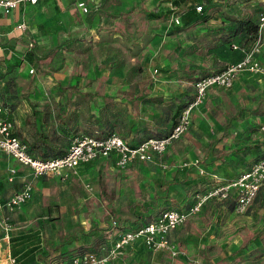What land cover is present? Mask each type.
<instances>
[{"label":"crops","instance_id":"0c3cea01","mask_svg":"<svg viewBox=\"0 0 264 264\" xmlns=\"http://www.w3.org/2000/svg\"><path fill=\"white\" fill-rule=\"evenodd\" d=\"M77 1L79 0H39L35 6L22 5L12 13L9 24H6L5 18H0V36L3 35L5 41L20 38L25 43L26 38H30L36 42L39 50L45 47L55 48L84 28L86 17L77 9L75 4ZM187 4L189 2L181 5L175 13ZM171 9L172 7H169L164 10ZM22 22L27 23L28 29L24 32L17 31L16 25ZM92 23H95L94 20ZM171 33V27L155 32L150 45L152 54L147 52L141 56L144 68L150 63L157 67L154 69L157 71V77L151 75L147 78L144 72L137 78L136 84H139L137 93L133 96L129 94L119 97L122 100L139 98L129 100L133 107L127 118L119 119L112 116L106 120L118 124L112 129L130 145H137L148 137L166 136L171 130L176 110L194 98L196 79L217 73L210 69L212 52H207L206 56L194 54L185 57H181L179 52H173V45L176 43H172ZM262 39L260 59L264 62V32ZM223 54L225 55L219 59L228 63L238 62L243 58L240 52L223 51ZM110 81L114 86L122 88L129 83V79L122 74L110 75ZM148 82H151V89L144 90ZM122 90L127 92L126 89ZM17 112L18 107L12 112L14 133L20 134V139L28 146L32 145L34 137L27 123L30 116L27 117L26 111H23L21 114L23 117H19ZM39 114L37 113L36 117ZM36 122L40 131L39 127L43 122L40 124L38 118ZM24 127L28 130V136L22 132ZM262 127H264V74L243 72L238 75L231 89L216 87L208 89L202 104L191 112L187 132L172 142L164 154L145 162L162 175L148 187L152 205L143 207V202L138 204L139 208L142 207L146 211L145 218L138 217V225L146 224L150 217L156 218L162 211L167 210L163 208L171 203L175 209L170 210L185 211L186 209H181L191 206L196 194H204L212 186L234 181L255 162L263 159L264 132L260 130ZM32 154L35 155L34 152ZM98 161H108L117 168L111 159H98L92 163ZM90 164L77 168L74 173L64 172L55 176L64 181L69 175L84 172ZM145 164L139 162L125 169H117L130 174L132 167ZM29 174L27 169L20 167L11 158L1 156L0 198L5 200L11 197L28 181L32 183L35 191L37 185L52 177L34 180L28 178ZM231 193L235 196V191H230ZM107 206L110 208V205ZM23 208L24 206L10 215L12 232L9 236L5 237L0 231L1 250L8 254L10 251L14 252L18 264H64L65 258L69 256L72 258L77 253L93 252L99 243L101 245L112 243L118 236L112 238L107 230H98L101 232L96 234L90 229L88 231L74 229L76 231L73 233L80 240L78 244L73 242L76 247L70 248L71 243L63 246L59 253L50 255L44 245L52 241L56 247L63 237L50 238L42 233L35 234V231H32L34 228L31 220L25 218ZM234 208L235 200L229 203L219 200L207 201L199 214L190 217L184 225L170 233L169 239L179 252L176 257L167 252L148 250L140 243H134L112 264H223L225 247L228 242V247L236 244L238 238L232 237V234L237 231L240 220L244 217L237 215ZM253 210L252 206L249 211ZM100 234L106 235L101 237Z\"/></svg>","mask_w":264,"mask_h":264},{"label":"rangeland","instance_id":"374dc122","mask_svg":"<svg viewBox=\"0 0 264 264\" xmlns=\"http://www.w3.org/2000/svg\"><path fill=\"white\" fill-rule=\"evenodd\" d=\"M171 1L112 0L107 3L110 4L107 8L96 14L93 28H89L85 20L83 29L52 49L45 47L39 50L35 41L26 38L25 44L29 48L36 46V55L44 57L38 69L24 63V51L14 41L0 46V74L3 77L0 81L13 80L21 97L17 106L19 117L23 111H26L27 117L33 109L39 111L41 114L36 118L40 124L43 122L39 127L42 135L48 137L54 147L67 148L73 140V132L76 136L95 133L100 131L98 121L112 116L127 118L133 105L119 97L135 95L139 85L136 84L137 78L144 72L147 78L158 75L153 74L157 68L153 63L146 68L142 63L145 53L152 54L150 45L154 33L171 27L172 43L185 40V31L178 33L172 28L175 16L198 5L203 6L204 14L210 17L205 27L221 23L225 16L232 18L241 14L236 0H213L214 5L210 8H205L202 0H189V4L166 20H149L144 16L143 11L165 13V8L172 7ZM251 2V5H260L264 11V0ZM245 9L248 12L252 10L249 5H245ZM12 15H1L0 12V18L7 20L6 24H9ZM192 26L191 31H196L198 27ZM205 32V29L201 30V33ZM4 42L2 35L0 43ZM221 50L228 52V48ZM12 64L15 66L10 68ZM112 74L128 77L129 83L125 88L114 86L110 81ZM133 83L135 85L132 86ZM3 87L0 84V89ZM175 87L176 84L173 90ZM58 108L61 112L59 116ZM59 123L67 126L65 132L59 130ZM27 131L26 127L22 130L25 136H28ZM130 171L129 174L108 161H98L87 166L84 172L69 175L64 181L52 176L37 185L32 199L23 208L25 218L31 220L35 234L42 233L50 238L64 237L77 229L88 231L93 226L106 228L112 238L124 230H133L139 226L138 217H146V211L138 207L139 202H143V207L152 205L148 187L162 174L146 164L132 167ZM28 178L33 179L30 174ZM260 188L253 204L243 215L247 218L242 217L237 231L232 234V237L238 238L236 244L228 247V242L225 247L223 264H264V185ZM252 206L254 210L250 212ZM165 208L175 209L173 203ZM93 232L97 234L101 231ZM100 235L104 237L106 234ZM100 246L101 243L95 251ZM75 247L73 243L70 245V248ZM68 259L70 256L64 260Z\"/></svg>","mask_w":264,"mask_h":264},{"label":"built area","instance_id":"2783aa9c","mask_svg":"<svg viewBox=\"0 0 264 264\" xmlns=\"http://www.w3.org/2000/svg\"><path fill=\"white\" fill-rule=\"evenodd\" d=\"M38 2L39 0H0V12L3 15H10L22 5L35 6ZM99 2L79 0L75 4L84 17L91 10L90 5L97 8ZM196 10L200 12L201 8L198 6ZM174 22L179 24V19L175 18ZM258 26V38L249 50L232 46L233 50H238L243 54L240 61L228 64L221 72L209 74L195 81L193 101L182 111L178 122L166 136L150 137L137 145H130L115 133L106 137H98V132L94 131L92 135H80L74 138L66 153L61 157L51 159L36 157L30 152L29 146L14 135L15 123L12 113L4 105L0 90V157L4 155L14 160L20 167L27 169L34 180L62 175L64 172L74 173L77 168L98 159H111L119 169H125L134 163L145 164V162L152 161L153 158L164 154L172 142L187 132L190 127L191 112L202 104L208 89L212 87L231 89L238 75L243 72L264 74V62L260 59L264 12L258 17ZM15 29L24 32L28 29V25L22 22L16 25ZM154 73L157 71L154 70ZM260 130L264 132V127ZM263 185L264 158L255 162L249 170L234 181L225 185L212 186L204 194H196L194 202L185 211H162L154 220L136 229L124 230L112 243L100 246L97 251L77 253L64 264H112L122 256L124 250L134 243H140L148 250L167 252L172 257H176L179 252L169 239L170 233L184 225L190 217L199 214L207 201L226 202L230 191H235L234 212L242 216L253 204ZM89 189L92 190V188ZM33 192V185L28 181L11 197L5 200L0 198V231L5 237L12 232L10 215L25 206L32 199ZM0 264H17V262L0 247Z\"/></svg>","mask_w":264,"mask_h":264},{"label":"trees","instance_id":"16d2710c","mask_svg":"<svg viewBox=\"0 0 264 264\" xmlns=\"http://www.w3.org/2000/svg\"><path fill=\"white\" fill-rule=\"evenodd\" d=\"M112 0H101L99 2V6L95 8L93 5H90L91 10L89 13L85 16L86 22L88 23V27H93V20L96 18V14L102 12L104 8H107L110 4H107L111 2ZM213 0H202L205 4V8H210L212 5ZM188 0H172L171 5L172 9L165 11V13H151L148 11H143V14L146 18L149 20H166L169 17H172L175 15V10L178 9L181 5L188 3ZM106 3V4H105ZM236 3L240 5V15H234L232 18L224 17L221 23L207 25L204 27V25L208 22L210 17L208 15L204 14L203 6L198 5L201 8V11L203 13H199L196 8H191L188 10H185L180 15L175 16L179 19V24H175L174 19L172 20V28L174 32L182 33L186 32L185 40L182 43H176L173 45V52H179L181 54V57L189 56V55H202L206 56L207 52H212L210 54L211 59V70H215V72H221L223 71L226 66L230 63L224 60H220L223 54V51L221 49L228 48V51L230 52H240L238 50H233L232 46L235 45L241 49H245L246 51L250 49V47L256 42L258 38L259 33V26H258V17L262 11L260 8V5H251V0H236ZM245 5H249V7L252 9L250 12L246 11ZM200 11V12H201ZM204 14V15H203ZM221 16V15H220ZM195 23V24H194ZM198 27L195 31H191L193 26ZM192 26V27H191ZM202 28V29H199ZM205 29V33H201V30ZM193 32H195L193 34ZM15 43H17L20 47L23 49V61L26 62L29 66L32 68L38 69L41 62L43 61L44 57H39L36 55V46H31L30 48L25 44V42L20 39L16 38L13 39ZM10 42L5 41L4 43H0V46L2 45H9ZM241 53V52H240ZM228 55V54H227ZM220 58V59H219ZM5 63H9L8 61H5ZM8 66V65H7ZM15 66V64L10 65V68ZM204 77V76H203ZM201 78V77H199ZM197 78V79H199ZM0 79H3L2 73L0 74ZM129 78L127 77V80ZM196 79V80H197ZM0 84H3L4 87L1 90L2 98L4 105L9 109V111L12 113L15 108L20 104V96L15 89V85L13 83V80L5 81V83H2L0 81ZM151 82H148L147 85H145L144 90H150L151 89ZM88 95V94H87ZM139 98L136 97L134 99L129 98V100H138ZM193 101V98L188 101L187 104L181 105L175 112L172 118V124L171 129L175 126V124L178 122V119L182 113V111L186 108V106ZM58 116L61 114L60 109H57ZM40 113L39 111H35L33 109L32 114L30 115L29 120L27 123L30 125L32 129V134L34 137V141L32 145H29L30 152H34L36 157H39L41 159H51L56 157L63 156L69 146L67 148L64 147H54L51 140H49L48 137H45L42 135V133L38 129V124L36 122V114ZM41 114V113H40ZM61 116V115H60ZM44 118V117H43ZM98 125L100 128V131L98 132V137H106L111 133H116L114 126L118 125L112 121L106 122V120L98 121ZM66 127L64 124L59 123L58 128L59 130H62L63 132L66 131ZM171 131V130H170ZM93 133H85L82 135H92ZM14 135L17 136V138L20 139L19 135L17 133H14ZM75 133H72V138H76ZM150 138V137H148ZM146 138V139H148ZM145 139V140H146ZM21 140V139H20ZM22 141V140H21ZM26 144L25 141H22ZM27 145V144H26ZM28 146V145H27ZM235 200V196L233 193H231L228 197L227 201H233ZM228 202V203H229ZM55 208H58L57 206ZM154 220V217H150V221ZM146 222V223H148ZM145 224V223H142ZM141 224V225H142ZM94 230H103L106 231L107 229H100L99 226H93L90 228V231ZM79 243L80 240L77 237L75 233H72L70 235L64 236L60 243L56 245V247L53 246V242L50 241L49 243H46L44 245L45 249L49 251L50 255H54L60 252L61 248L65 245L71 244V243ZM11 257L16 259V262L18 264V259L16 258L14 252L10 251ZM46 264V263H44Z\"/></svg>","mask_w":264,"mask_h":264}]
</instances>
